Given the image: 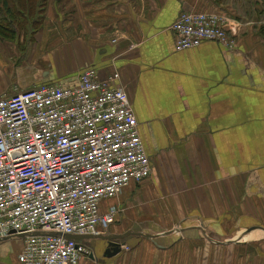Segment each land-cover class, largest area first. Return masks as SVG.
Returning <instances> with one entry per match:
<instances>
[{"label": "crops", "instance_id": "obj_1", "mask_svg": "<svg viewBox=\"0 0 264 264\" xmlns=\"http://www.w3.org/2000/svg\"><path fill=\"white\" fill-rule=\"evenodd\" d=\"M184 10L227 14L234 47L176 51L171 26ZM262 16V0H47L28 43L24 33L0 41V97L68 84L93 66L102 78L118 74L135 114L151 175L124 189L119 222L102 234L130 232L127 249L105 258L106 241L87 239L91 254L78 264H264ZM14 55L6 78L1 65ZM245 232L261 238L243 247L217 239ZM7 242L0 264H19Z\"/></svg>", "mask_w": 264, "mask_h": 264}, {"label": "built area", "instance_id": "obj_2", "mask_svg": "<svg viewBox=\"0 0 264 264\" xmlns=\"http://www.w3.org/2000/svg\"><path fill=\"white\" fill-rule=\"evenodd\" d=\"M230 23L184 10L171 27L175 49L207 41L232 49ZM150 175L118 75L86 67L70 84L0 97V239L25 236L19 264H78L90 250L65 236L106 232L122 209L105 202Z\"/></svg>", "mask_w": 264, "mask_h": 264}, {"label": "trees", "instance_id": "obj_3", "mask_svg": "<svg viewBox=\"0 0 264 264\" xmlns=\"http://www.w3.org/2000/svg\"><path fill=\"white\" fill-rule=\"evenodd\" d=\"M0 3V41H13L22 33L34 35L42 26L47 0H0ZM259 19L264 22L263 16ZM259 35L264 38V30ZM112 202L106 201L105 205Z\"/></svg>", "mask_w": 264, "mask_h": 264}, {"label": "rangeland", "instance_id": "obj_4", "mask_svg": "<svg viewBox=\"0 0 264 264\" xmlns=\"http://www.w3.org/2000/svg\"><path fill=\"white\" fill-rule=\"evenodd\" d=\"M26 37H27V39H26V42L28 43V38H30L31 37V35H25ZM14 41V40H13ZM7 42V41H6ZM8 42H12V41H8ZM27 45V44H26ZM25 45V46H26ZM24 46V47H25ZM28 46H29V44L27 45V48L26 49H28ZM30 47V46H29ZM13 51H15V48L13 49ZM22 52V51H21ZM16 53H18V52H16ZM53 56H55V57H53ZM52 57V60H51V63L55 66V68L57 69V67H59V64H60V62H59V60L57 59V56L56 55H53ZM17 58L18 57H15V55H14V63L12 64V63H7V62H5V64H2L1 65V68H2V72L4 73V75L6 76V78H8V76L12 73V72H14L15 71V62H16V60H17ZM48 58L50 59L51 58V56L49 55L48 56ZM16 59V60H15ZM7 61H9V59L7 58ZM17 65V64H16ZM18 65H19V63H18ZM23 65V64H22ZM27 67V66H26ZM20 68V67H19ZM17 71H16V80H17V87L18 88H22V86H23V83L26 81V77H27V75H25V74H23V70L22 69H16ZM3 78H5V77H3ZM4 83V88L3 89H7L8 90V85H7V81L6 82H3ZM10 83V82H9ZM33 87V86H32ZM31 86H29L27 89H31L32 88ZM1 90V89H0ZM15 90H17V88H15ZM10 91V90H9ZM118 202V204H120V201L118 200L117 201ZM119 221H117V223H118ZM245 233H247L248 235H243V236H246L245 238V242L244 243H239V244H242V247L245 245V246H252L251 244H250V242H254L253 244H255V242H257V240L256 239H258L259 238V236H260V234H259V236H253V235H251L252 237H250L249 238V232H245ZM262 235H264V232H262L261 233ZM242 235H240L239 237H236V238H230V239H220V238H217V239H219L218 241H223V243H225V242H230L229 243V245H235L236 243H238V242H236L235 240H237V239H239V238H241L242 237ZM209 237H211L210 235H209ZM211 239V238H210ZM213 239V238H212ZM254 240V241H253ZM263 240H264V238H263ZM20 245H21V242L19 241V240H16V239H13L12 241H8L7 243H6V246H5V248H7V251H8V253H15L18 249H19V247H20ZM188 244H186V243H184V246H187ZM246 249H248L247 247L245 248V250ZM1 259H3V258H1Z\"/></svg>", "mask_w": 264, "mask_h": 264}, {"label": "water", "instance_id": "obj_5", "mask_svg": "<svg viewBox=\"0 0 264 264\" xmlns=\"http://www.w3.org/2000/svg\"><path fill=\"white\" fill-rule=\"evenodd\" d=\"M131 233L130 232H126L122 235H98V236H92V235H88V236H65V238L67 240H73L75 242H83L84 240H87V239H92V238H99L103 241H106L107 242V248L106 250L104 251V257L105 258H111V257H114V256H117L120 254L121 252V246L125 243V239L126 237H128ZM51 236H58V234H50ZM19 238H23L24 236L21 235V236H18ZM10 237L8 238H4L3 240H9ZM236 242L238 243H243L245 242L246 240L245 239H237L235 240Z\"/></svg>", "mask_w": 264, "mask_h": 264}]
</instances>
